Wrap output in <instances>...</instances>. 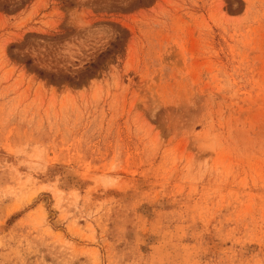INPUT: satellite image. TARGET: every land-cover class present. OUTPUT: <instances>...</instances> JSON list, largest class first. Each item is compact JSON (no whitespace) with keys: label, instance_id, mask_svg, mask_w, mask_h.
<instances>
[{"label":"rangeland","instance_id":"rangeland-1","mask_svg":"<svg viewBox=\"0 0 264 264\" xmlns=\"http://www.w3.org/2000/svg\"><path fill=\"white\" fill-rule=\"evenodd\" d=\"M0 264H264V0H0Z\"/></svg>","mask_w":264,"mask_h":264}]
</instances>
